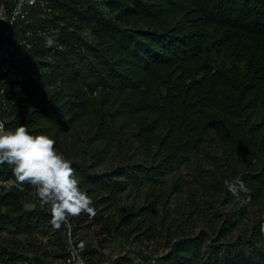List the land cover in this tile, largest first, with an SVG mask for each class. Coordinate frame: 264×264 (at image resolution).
I'll return each instance as SVG.
<instances>
[{
	"label": "trees",
	"instance_id": "16d2710c",
	"mask_svg": "<svg viewBox=\"0 0 264 264\" xmlns=\"http://www.w3.org/2000/svg\"><path fill=\"white\" fill-rule=\"evenodd\" d=\"M50 7L26 6L30 21L17 26L13 40L35 32L32 73L4 116L26 107L6 128L54 133L72 160L96 209L70 218L74 236L86 239L101 225L93 230L99 246L90 241L84 251L90 264H100L107 235L151 240L158 231L166 232V253L111 264H264V0H50ZM6 28L0 24V46ZM46 28L52 47L38 32ZM0 178L12 182L0 184V226L31 236L34 250L25 254L15 240L0 248V263L59 264L66 226L52 230L50 208L7 164ZM234 178L246 191L227 189ZM181 194L183 229L160 214ZM125 195L134 204L124 206Z\"/></svg>",
	"mask_w": 264,
	"mask_h": 264
},
{
	"label": "clouds",
	"instance_id": "9594fccd",
	"mask_svg": "<svg viewBox=\"0 0 264 264\" xmlns=\"http://www.w3.org/2000/svg\"><path fill=\"white\" fill-rule=\"evenodd\" d=\"M45 43L52 47L54 38L49 36ZM53 137L54 133L33 134L23 124L6 128L0 121V165L7 164L18 184L31 185L39 201L50 206L49 223L55 231L68 224L70 218L83 214L94 217L96 209L93 198L81 187V177L72 160L57 150ZM224 184L233 195L246 191L240 178L226 179ZM261 231L264 232V225Z\"/></svg>",
	"mask_w": 264,
	"mask_h": 264
},
{
	"label": "built area",
	"instance_id": "2783aa9c",
	"mask_svg": "<svg viewBox=\"0 0 264 264\" xmlns=\"http://www.w3.org/2000/svg\"><path fill=\"white\" fill-rule=\"evenodd\" d=\"M39 4L44 11H51L50 0H14L11 7L2 4L0 10L3 15H0V24L4 23L7 28L5 30L3 43L0 46V121L5 123L6 119L4 111L10 109L15 105L20 92L23 90L24 83L32 73V49H33V35L35 32L28 29L22 37L15 38V31L21 22H29L27 19L28 11L26 6H33ZM38 32L42 35L50 36L53 33L52 29H39ZM55 37V35H52ZM9 181L0 178V184L7 185ZM35 200L40 206L48 207L49 205L42 204L36 195ZM66 226V235L68 239L67 255L60 260L59 264H90L84 251L87 245L85 238H77L74 236V226L69 220ZM83 242V247H80ZM155 259L152 262L155 263ZM144 264L143 260H140ZM0 264H25L22 262H1Z\"/></svg>",
	"mask_w": 264,
	"mask_h": 264
},
{
	"label": "rangeland",
	"instance_id": "374dc122",
	"mask_svg": "<svg viewBox=\"0 0 264 264\" xmlns=\"http://www.w3.org/2000/svg\"><path fill=\"white\" fill-rule=\"evenodd\" d=\"M27 108L26 107H19L16 109L14 114L11 117H7L6 119H12L14 117L19 118L22 120L24 116L27 113ZM207 166V165H206ZM191 170H185V174L188 177H192L190 174ZM12 182L7 183L6 186H10ZM196 188H199L200 186L195 184ZM134 195H125L122 200H125L123 202L124 206L127 204H134ZM143 200V199H142ZM200 206L203 208V210H206L209 214L210 213V208L208 207L207 203H204L202 197L200 198ZM188 197L186 194H181L180 196L176 198H172L169 204H167L165 207L161 208L160 214L161 216H168L170 217L171 220H175L178 224L182 223V229L185 228L183 220L185 219L184 214H183V207L184 204L187 203ZM28 208H32L33 204H27ZM191 209L188 208V211ZM116 217H120L122 214L119 213L118 211L114 210L112 212ZM189 214V212H188ZM199 225H203V222L200 220ZM101 227L100 224L94 225L92 227V230L88 232V235L86 237V242L92 241L96 246H99L98 243V236L94 235V231L98 230ZM13 226L7 225L6 227L0 226V248L6 246V245H12L13 241L18 240L20 243L19 245H25V254L32 256L33 255V248L29 246V242L33 240L31 236L28 235H15L13 232ZM199 228V227H198ZM158 230H161L159 227ZM106 235H101V237H105ZM136 236H140L138 239H136ZM144 233H134L132 236L128 237L127 235H116L109 237L108 235L106 236V241L103 243L101 246V260L100 264H111L114 262V260L123 257V256H136L137 258V263L139 262L138 258L141 255H147V256H153V258H156L157 256H161L162 254L167 252V248L165 247V242H166V232L165 231H158L155 233L154 238L149 240L145 238ZM35 240H44V243L48 244L49 238L48 236H43V235H34ZM50 248L53 250L56 249L54 246H50ZM58 263L60 261H57ZM141 264V263H139Z\"/></svg>",
	"mask_w": 264,
	"mask_h": 264
}]
</instances>
